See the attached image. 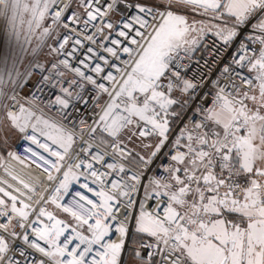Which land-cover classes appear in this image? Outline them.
<instances>
[{
	"label": "snow or ice",
	"instance_id": "obj_1",
	"mask_svg": "<svg viewBox=\"0 0 264 264\" xmlns=\"http://www.w3.org/2000/svg\"><path fill=\"white\" fill-rule=\"evenodd\" d=\"M0 264H264V0H0Z\"/></svg>",
	"mask_w": 264,
	"mask_h": 264
},
{
	"label": "built area",
	"instance_id": "obj_2",
	"mask_svg": "<svg viewBox=\"0 0 264 264\" xmlns=\"http://www.w3.org/2000/svg\"><path fill=\"white\" fill-rule=\"evenodd\" d=\"M4 48H5V38L3 36L2 31H0V53L3 52Z\"/></svg>",
	"mask_w": 264,
	"mask_h": 264
}]
</instances>
